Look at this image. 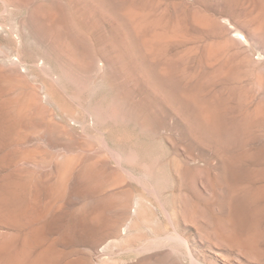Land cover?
Masks as SVG:
<instances>
[{
    "label": "rangeland",
    "instance_id": "rangeland-1",
    "mask_svg": "<svg viewBox=\"0 0 264 264\" xmlns=\"http://www.w3.org/2000/svg\"><path fill=\"white\" fill-rule=\"evenodd\" d=\"M175 227L181 264H264V0H0V264Z\"/></svg>",
    "mask_w": 264,
    "mask_h": 264
},
{
    "label": "bare ground",
    "instance_id": "bare-ground-1",
    "mask_svg": "<svg viewBox=\"0 0 264 264\" xmlns=\"http://www.w3.org/2000/svg\"><path fill=\"white\" fill-rule=\"evenodd\" d=\"M35 100H36V98H35ZM30 104L32 105V103H30ZM127 207H129V205H127ZM131 208H134L135 209V211H133V213L134 212L135 213L137 212V208H138L137 201L134 202V205H132V207H130V209ZM135 213H134V215H135ZM177 227L174 228V233L172 235L167 234L168 236L165 235L166 237H164V238L157 237L155 240H153V242H149L148 244H145L144 243L145 245L143 244L144 246L142 248H140L141 246H139V250H141V253L142 252H147V253L145 255L139 257L136 262L134 261L135 262L134 264H181L180 261H179L180 259L178 257L180 255H178V250H177V247H179L180 245H184L186 247V249L188 250L187 252H188V256L190 257V259L193 262H196L195 261L196 258H195V255H194L196 253H194V251L192 249L193 247L191 246L189 239L185 235L182 234L183 232L182 233L179 232L178 229H177ZM238 227H239V225H238ZM238 227H237V230L234 232L233 237L230 239L231 241H234L235 242V241L242 240V236L240 235L241 232H240V229ZM124 231L127 232L128 231V228L127 227L124 228ZM111 242L114 243L115 245L117 243V242L115 243L113 241H111ZM176 245H179V246L176 247ZM108 246H110V243H108L107 246H104L102 248L100 247L101 248L100 251H102L103 254H105L106 250L108 249ZM105 264H119V262L116 261V260H113V258H111L109 256H106V262H105Z\"/></svg>",
    "mask_w": 264,
    "mask_h": 264
}]
</instances>
